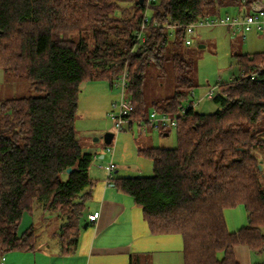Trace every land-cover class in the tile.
Here are the masks:
<instances>
[{"label":"trees","instance_id":"obj_1","mask_svg":"<svg viewBox=\"0 0 264 264\" xmlns=\"http://www.w3.org/2000/svg\"><path fill=\"white\" fill-rule=\"evenodd\" d=\"M257 1L155 0L148 17L157 25L134 49L144 1L0 0V69L27 81L32 93L0 100V262L10 252L36 249L33 225L19 232L35 201L63 220L61 253L77 250L96 182L94 155L83 150L75 128L81 87L107 80L113 89L125 68L134 105L129 129L153 111L176 116L184 109L185 117L176 127L177 147L138 148L153 162L151 176L114 177V170L112 185L132 197L152 234L180 235L184 264H239L238 246L263 251L264 75L219 82L211 98L220 108L202 114L194 103L182 105L195 88L192 65L173 51L187 26L220 16L222 8L242 15ZM235 57L239 73L264 68V50ZM168 60L175 94L153 102L149 112L147 71L156 66L163 76ZM235 207L243 208L247 223L230 232L224 211Z\"/></svg>","mask_w":264,"mask_h":264},{"label":"rangeland","instance_id":"obj_2","mask_svg":"<svg viewBox=\"0 0 264 264\" xmlns=\"http://www.w3.org/2000/svg\"><path fill=\"white\" fill-rule=\"evenodd\" d=\"M150 14L148 13V16ZM220 14L235 17L239 11L228 7L222 8ZM233 31L225 26L197 28L194 34L188 37L192 42L191 45H186L184 40V43L173 50L192 65L191 78L195 88L183 102L184 108L188 109L194 102V109L197 112L206 115L216 112L220 105L209 98L207 93L213 90L215 97L218 93L216 87L219 82L226 83L234 75H238L239 66L235 55L256 54L264 50V33L253 30L245 36H241L240 32L234 33ZM29 86L27 81L9 78L0 69V94L1 91L2 93L6 92L7 98L28 96L32 94ZM144 87L149 112L153 102L173 96L176 89L172 61L165 62V74L163 76L156 66H150ZM118 97L117 90L112 89L107 80L88 81L82 84L75 123L79 142L85 152L94 151L95 154V151H99L105 156L103 159L99 158L101 156L95 158L92 165L99 163L103 168H106L112 157L118 171V173H114V177L151 176L153 174V162L140 155L138 148L147 146L177 147L178 134L176 128L164 130L163 128L155 129L148 125L147 131L141 132L138 124L134 123L132 129L126 126L123 131L116 133L110 113L112 112V104L118 100ZM108 132L115 135L111 145H106L103 139V136ZM166 132H169L167 136L164 134ZM93 145L98 147L97 150L89 148ZM108 146L114 150L113 153L107 151ZM261 164L264 167V161L261 160ZM96 171L99 174L97 179H103L105 182L106 171L101 173L97 168ZM91 201L92 199L87 201V206L90 207ZM238 208L243 209L242 207ZM58 216L56 212L45 213L42 204L35 201L33 214L27 213L24 216L19 232L22 233L33 225L39 245L46 242L55 245L59 242V232L63 223V220ZM245 222L247 223V219ZM91 229L92 227L88 228V230ZM153 245V251L150 252L152 253L150 264H184L183 242L180 235H169L167 238H161L160 242L157 240ZM166 248L168 250L171 248L172 252H166Z\"/></svg>","mask_w":264,"mask_h":264},{"label":"crops","instance_id":"obj_3","mask_svg":"<svg viewBox=\"0 0 264 264\" xmlns=\"http://www.w3.org/2000/svg\"><path fill=\"white\" fill-rule=\"evenodd\" d=\"M6 94L1 91L0 100L7 98ZM89 148L97 150L98 147L93 145ZM93 152L89 153L94 155V159L99 156L100 159L105 158L99 151H95V154ZM97 165L95 163L90 169V175L96 182L90 189L92 201L90 207L87 206L85 221L89 222L90 214H100L94 222H89L87 228L81 230L77 250L71 255H63L59 242L55 245L48 242L39 245L37 242L34 251H13L6 254L5 264H141V261L143 264L151 263L150 252L153 251V244L169 235L152 234L141 209L132 197L121 193L115 186L106 188L103 179H97L99 174L96 168L101 173L106 169L101 164ZM114 173H118L117 167ZM224 217L230 232L240 230L246 223V213L238 207L225 209ZM89 227L92 229L88 230ZM166 249V252H172L171 248ZM235 257L239 264H262L264 249L255 253L246 246H238L235 248Z\"/></svg>","mask_w":264,"mask_h":264},{"label":"built area","instance_id":"obj_4","mask_svg":"<svg viewBox=\"0 0 264 264\" xmlns=\"http://www.w3.org/2000/svg\"><path fill=\"white\" fill-rule=\"evenodd\" d=\"M155 0H144L145 2V14L143 21L139 30L136 32V45L134 49L140 45V43L145 42V32L148 28L153 25L156 26V20L152 21L150 17H148V8L150 4ZM216 26H225L228 27L230 30H234V33L240 32L241 36H245L248 32L253 30L259 31L264 33V0H258L257 2L253 3L251 7L247 8L242 15H238L235 17H231L229 15L226 16H216L213 18H207L200 20L194 24L187 26L186 28V38L185 44L191 45V40L188 38L189 35H193L195 29L201 27H216ZM242 78L250 77L253 80L261 79V76L264 75V68L259 71H253L251 73L240 72L238 73ZM238 75H234L231 80H234L235 77ZM128 77L129 72L128 69L125 68L123 73L113 81V89L117 90L118 92V100L112 104V112L110 113V117L112 118L115 126V132H121L124 130L126 126H130L131 120H129L130 114L134 110V105L132 104L131 100L127 96V86H128ZM209 98L214 96V91L210 90L207 93ZM194 103V102H193ZM195 104V103H194ZM185 117V110L182 109L178 112L176 116H170L167 114H159L156 111H153L148 118V121L137 122L139 129L141 132L147 131V126L150 125L155 129L160 128H176L178 126L179 120ZM133 123V122H132ZM136 123V122H134ZM115 137V135H114ZM114 141V139H113ZM111 145V144H110ZM108 152L113 153V149L108 146ZM116 166L114 162L111 161L109 165L106 167V180H105V187L109 188L112 185V173L115 170ZM100 212H95L88 216L89 222H94L99 217ZM5 257H2L0 264H5Z\"/></svg>","mask_w":264,"mask_h":264},{"label":"water","instance_id":"obj_5","mask_svg":"<svg viewBox=\"0 0 264 264\" xmlns=\"http://www.w3.org/2000/svg\"><path fill=\"white\" fill-rule=\"evenodd\" d=\"M144 0H140L141 3H143ZM166 136L168 135V133L165 134ZM104 142L106 145H110L113 142L114 139V133L112 132H108L103 136ZM96 141H98V139H95ZM70 171V170H69ZM89 225V222H86L84 225V228H87Z\"/></svg>","mask_w":264,"mask_h":264}]
</instances>
